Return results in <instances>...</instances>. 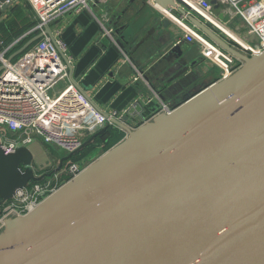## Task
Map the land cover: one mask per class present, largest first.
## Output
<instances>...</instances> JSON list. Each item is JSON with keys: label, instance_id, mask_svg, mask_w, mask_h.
<instances>
[{"label": "water", "instance_id": "water-1", "mask_svg": "<svg viewBox=\"0 0 264 264\" xmlns=\"http://www.w3.org/2000/svg\"><path fill=\"white\" fill-rule=\"evenodd\" d=\"M155 2L177 17L191 11L185 24L233 56V64L221 56L233 72L135 129L115 120L126 136L32 211L5 220L0 264H264V52L243 54L183 0ZM155 12L135 44L144 47L143 67L163 66L164 72L177 66L169 85L213 66L197 44L179 40V28ZM235 21L245 26L242 18ZM121 30L133 33L129 25L116 33ZM44 33L51 37L48 26ZM119 35L115 42L128 53L129 36ZM69 78L74 81L70 64ZM107 128L62 155L48 172L34 168L28 146L9 154L0 146V205L58 171Z\"/></svg>", "mask_w": 264, "mask_h": 264}, {"label": "built area", "instance_id": "built-area-1", "mask_svg": "<svg viewBox=\"0 0 264 264\" xmlns=\"http://www.w3.org/2000/svg\"><path fill=\"white\" fill-rule=\"evenodd\" d=\"M14 1L4 0L0 3V8L2 5L9 6ZM97 1L99 0H27L37 20L30 32L43 34L13 61H8L5 55L12 44L0 50V146L4 153H12L20 146H28L34 140H39L61 149L66 155L76 151L88 137L105 126L118 127L115 124L118 114H104L95 108L86 93L69 78L71 60L67 56L68 48L60 31L50 30L51 37L44 33V27H49V24L63 14L89 10L90 4ZM183 1L200 15L203 23L216 30L219 36L243 54L252 56L264 52V0ZM146 2L179 28V40L200 47L203 60L210 61L219 68V78L233 72L229 63L237 62L236 59L206 38L195 26L185 24L186 14H192L191 11L186 10L185 15L177 17L155 0ZM215 5L218 7L215 8ZM237 17L242 18L245 26L242 27L235 21ZM110 32L103 28L102 36L109 35ZM252 36L257 41H251L249 37ZM112 42L115 43L114 40ZM129 61L127 54L121 51L116 66ZM136 73L134 80L141 76L139 70ZM171 110V103L162 102L154 115L169 113ZM99 155L91 156L88 160L86 156L78 161L68 159L49 177L30 182L27 187L18 190L11 199L0 205V232L6 219L32 211L44 198L79 174Z\"/></svg>", "mask_w": 264, "mask_h": 264}, {"label": "crops", "instance_id": "crops-1", "mask_svg": "<svg viewBox=\"0 0 264 264\" xmlns=\"http://www.w3.org/2000/svg\"><path fill=\"white\" fill-rule=\"evenodd\" d=\"M16 13L23 15L21 20H16ZM33 15L27 0H15L11 5L0 8V28L8 21L13 31L21 30L23 26L30 24L17 39L5 45L1 39L8 35L9 29L7 28L5 32L0 30V50L12 44L5 54L6 58L37 34L30 32L36 23ZM155 15V9L149 6L146 0H107L91 3L89 10L79 13L67 12L49 24L51 31H60V36L68 48L67 56L71 60L72 79L86 93L89 102L104 114L116 112L118 121L129 129H135L150 121L157 115L154 114L162 102L175 104L196 88L203 87L220 77L219 68L213 65L205 70L189 71L187 77L168 85L166 79L178 68L177 66L171 71L164 72H161L163 66H158L152 71L148 69L149 65L143 67L145 64L141 58L144 47L136 48L135 44L152 25ZM124 25H129L132 35L126 30L116 33ZM103 28L110 30V34L102 36ZM120 33L126 39L129 36L125 46L128 53L116 42H112L120 38ZM15 41L16 43H13ZM120 50L127 54L130 61L116 66ZM141 67L143 68L141 76L134 80L136 70ZM124 116L127 117L126 121L121 119ZM115 128L123 133V137L126 136L124 129ZM59 157L54 158L48 168L56 167ZM34 167L40 172L41 169Z\"/></svg>", "mask_w": 264, "mask_h": 264}, {"label": "trees", "instance_id": "trees-1", "mask_svg": "<svg viewBox=\"0 0 264 264\" xmlns=\"http://www.w3.org/2000/svg\"><path fill=\"white\" fill-rule=\"evenodd\" d=\"M22 17H23V15L21 13L15 14L16 20H21ZM9 23H10V21L5 22L4 27L0 28V30H2L3 32L7 31V28L9 29L8 35H5L4 38L1 39L3 45L8 44L12 40L17 39L20 36V34L23 33V31L27 30L26 28L29 27V25H30V24H27V25L23 26V28L21 30L13 31V28H10ZM122 137H123V133L120 130H118L115 127L109 126L103 134L96 136L92 140V142H90L89 144L84 146L80 151L75 153L69 160L70 161H78V160L84 158L86 155H88V153L90 151L94 150L95 148H100L101 153H102L103 151L109 149L110 147L115 145L117 142H119ZM44 145L46 147L52 148L49 145H46V144H44Z\"/></svg>", "mask_w": 264, "mask_h": 264}, {"label": "rangeland", "instance_id": "rangeland-1", "mask_svg": "<svg viewBox=\"0 0 264 264\" xmlns=\"http://www.w3.org/2000/svg\"><path fill=\"white\" fill-rule=\"evenodd\" d=\"M51 147H53V146H51ZM28 148H29V150L31 151V153L33 155V164H34V166H36L38 169H41V170L45 169V168H48L51 165V163H52L54 158L59 157V155H61V156L65 155V152L62 151L61 149H59L57 147H53V148L46 147L39 140H34L30 144H28ZM100 152H101L100 149H99V151H96V153H95L94 150L90 151L88 153V155H86L87 160L91 156L93 157L95 155L96 156L99 155Z\"/></svg>", "mask_w": 264, "mask_h": 264}, {"label": "flooded vegetation", "instance_id": "flooded-vegetation-1", "mask_svg": "<svg viewBox=\"0 0 264 264\" xmlns=\"http://www.w3.org/2000/svg\"><path fill=\"white\" fill-rule=\"evenodd\" d=\"M52 168H54V167L45 168L44 171H45V172H48V171H50Z\"/></svg>", "mask_w": 264, "mask_h": 264}]
</instances>
